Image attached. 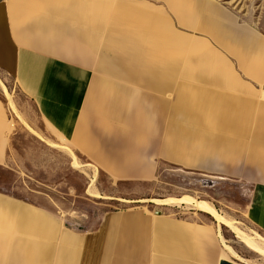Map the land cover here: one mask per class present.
I'll list each match as a JSON object with an SVG mask.
<instances>
[{
    "label": "crops",
    "instance_id": "crops-1",
    "mask_svg": "<svg viewBox=\"0 0 264 264\" xmlns=\"http://www.w3.org/2000/svg\"><path fill=\"white\" fill-rule=\"evenodd\" d=\"M128 2L0 0V70L34 102L51 134L96 169L117 181H151L161 164L182 166L195 156L167 140L168 126L184 124L167 117V94L182 87L151 65L161 59L149 47H135ZM9 129L0 103V159L8 156ZM255 142L264 148V134ZM200 171L238 173L253 184L248 216L264 232V163L210 162ZM222 254L217 230L193 213L109 211L95 228L80 230L0 190V264H221Z\"/></svg>",
    "mask_w": 264,
    "mask_h": 264
},
{
    "label": "rangeland",
    "instance_id": "rangeland-1",
    "mask_svg": "<svg viewBox=\"0 0 264 264\" xmlns=\"http://www.w3.org/2000/svg\"><path fill=\"white\" fill-rule=\"evenodd\" d=\"M128 1L134 6L128 29L135 47L140 42L149 47L152 57L161 59L151 65L165 68L168 81L176 75L173 80L182 87L177 95L167 94L173 104L167 117L184 119L181 127L168 126L167 140H177L184 155L195 157L182 166L161 164L151 181L114 180L52 135L34 102L0 70V103L10 128L8 156L0 159V190L48 208L80 230L95 228L109 211L193 213L217 230L227 262L264 264V257L209 215L183 204H154L186 196L205 201L246 235L260 238L264 248V232L248 216L257 188L238 173L200 171L210 169V162L231 168L264 163V148L255 142L264 134V0ZM213 7L222 11L221 19L213 17ZM228 30L240 39H231Z\"/></svg>",
    "mask_w": 264,
    "mask_h": 264
},
{
    "label": "bare ground",
    "instance_id": "bare-ground-1",
    "mask_svg": "<svg viewBox=\"0 0 264 264\" xmlns=\"http://www.w3.org/2000/svg\"><path fill=\"white\" fill-rule=\"evenodd\" d=\"M3 89H4V92H6L5 88H3ZM75 164H76V162H75ZM89 191H90V189H89ZM89 193L94 198L100 197V195L96 194L95 192L92 193L90 191ZM154 204L166 205V206L167 205L183 204V205H186V206L192 208L193 210L205 213V214L209 215L211 218H213L219 225H223V226L227 227L235 235V237H237L241 241V243L248 250L256 253L259 256L264 257V248L260 247L261 246V245H259L260 242H258V240L260 238L246 235L244 232L239 230L230 220H227L223 216H221L217 212V210L214 208V206H212L211 204H209L205 201L199 202V201L192 199L191 197L186 196V197H183L182 199L168 198L165 200H154ZM227 250H228V253H230L233 258H235L238 261H242V259L230 247H228ZM242 263L245 264L244 262H242Z\"/></svg>",
    "mask_w": 264,
    "mask_h": 264
},
{
    "label": "water",
    "instance_id": "water-1",
    "mask_svg": "<svg viewBox=\"0 0 264 264\" xmlns=\"http://www.w3.org/2000/svg\"><path fill=\"white\" fill-rule=\"evenodd\" d=\"M221 264H231V263H229L227 261H223V262H221Z\"/></svg>",
    "mask_w": 264,
    "mask_h": 264
}]
</instances>
